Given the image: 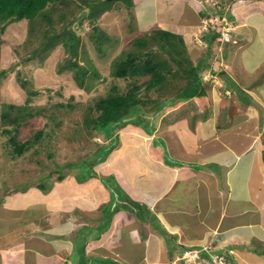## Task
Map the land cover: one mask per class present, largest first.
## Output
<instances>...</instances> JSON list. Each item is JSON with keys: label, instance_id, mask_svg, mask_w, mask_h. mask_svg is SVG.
Returning a JSON list of instances; mask_svg holds the SVG:
<instances>
[{"label": "crops", "instance_id": "crops-1", "mask_svg": "<svg viewBox=\"0 0 264 264\" xmlns=\"http://www.w3.org/2000/svg\"><path fill=\"white\" fill-rule=\"evenodd\" d=\"M133 3L146 5L145 13L153 15L144 30L162 27L182 34L194 60L209 55L213 40L211 66L203 69L205 93L166 109L146 128L125 126L109 139L115 135L119 145L97 170L116 175L122 192L114 198L126 205L132 199L139 215L112 204L105 224L109 215L102 206L111 197L98 177L87 183L97 193L82 203L65 197V211L30 203L26 195H39L38 190L7 189V195L1 190L0 264H98L86 259L93 253L129 263L125 252L142 243L148 246L133 263L172 262L193 249L228 252L245 263L250 252L264 251V0ZM213 4L224 10L230 40L215 30L210 39L202 30V13L214 11ZM199 97L205 99L203 109L197 106ZM72 178H65L68 193H75ZM153 218L158 228L147 224ZM101 243L106 250H90ZM167 245L174 246L168 250ZM73 252L79 263L71 258Z\"/></svg>", "mask_w": 264, "mask_h": 264}, {"label": "rangeland", "instance_id": "rangeland-1", "mask_svg": "<svg viewBox=\"0 0 264 264\" xmlns=\"http://www.w3.org/2000/svg\"><path fill=\"white\" fill-rule=\"evenodd\" d=\"M62 1L65 4L55 6V8L51 10V22L56 31L58 27L62 26V22L59 20L61 19V11L68 13L69 18L73 20L75 16L84 14L82 9L87 10L85 6L81 7L80 4L75 5L78 3H73V0H67L69 2L68 4L64 0ZM78 1L81 2L80 0ZM101 1L102 0H97L99 3H101ZM174 1L176 0H172V2ZM141 6L135 5V3L131 4V0H114L113 6L110 7V10L95 21L85 18L83 19V23L79 25V21L77 19L73 20L72 28L81 36L78 44L79 53L77 60L79 63L89 66L85 84L89 82L92 85L90 89L79 87L76 83H73L74 81H72V83H66L67 79L64 77L62 79L59 77V79L55 81L58 74V72H55V66L59 60L62 59V55H64L63 51L58 52L59 49H55L54 51L52 49L50 55L45 59V62L42 63L43 65L40 63L38 57L34 60V62L26 65L21 64L22 62H20V57L27 56V54L31 55V51L35 48V46H37L36 44L38 40L35 41V38L38 39L37 37H42L43 35L42 33H39L40 35L34 34L33 36H35V38L27 41L28 31L31 28L28 20L18 19L10 21L5 30L0 32V75L2 70L6 69L11 63V65L14 66V68L9 71L11 73L7 72V74L3 77L0 76V99L17 105H24L26 103L25 98L27 94L25 90L15 81V73L17 70L21 69L23 76L30 78L34 83L35 88H38L41 91L39 94L30 98V108L47 107V111L50 112L49 114L52 115L54 119L36 115V117H31L26 124L24 123V126L18 129L19 138L22 140L29 138L39 129H43L45 131L44 135L38 141V145L36 144L31 146V148L22 155L13 157L9 154V151H7V147L10 146L3 147V153L0 155V180H4L6 185H11L8 189L15 188L20 192L29 189L28 192L30 193L34 190H38L40 192L39 195H26L29 198L28 201L30 200V203H36L37 206H40L41 208H47L50 212L58 210L61 206L62 209L59 208V210L65 211L68 207L66 205H62V203L66 202L65 197L72 198L74 196L75 201H79L80 203H82L85 198L87 202L90 194L95 195L97 193L96 186L91 183L87 185V183L89 180L91 181V179H96V177H98L101 184L108 189L111 201L112 198L115 197V192L118 189L116 175L114 173L105 174L102 171H98L96 166L98 163H96L93 165L92 171V173H95L93 175H96V177L90 176L91 172L88 171L92 170V163H87L86 161L85 164H82L80 160L88 157L87 160L90 161L93 158L105 156L104 153L106 150L103 152L101 150L95 154L94 150L96 148H91L89 145L91 140L94 141L101 139L98 141L100 143H105V140L99 134L94 135L96 137L90 136L89 130H87L88 125H86L89 124L88 108L91 102L93 103L99 96L105 95L108 92V89L111 88L110 83H117L119 86H122V88L126 87L125 80L111 76L110 66L112 61L127 48V44L130 40L143 31L148 22L153 21L151 19L153 15L149 13V11L145 13L143 9L146 5ZM158 7L159 10L163 11L162 5H158ZM175 7H178V5L173 6V8ZM38 21V23H42V26L48 27L51 25V23L48 22V19L46 20L44 17H40ZM94 25L99 26L101 30L105 32L104 34H107L110 38V41L106 40L103 42V51H99L94 39L92 38L91 28ZM228 27L230 26L228 25ZM197 42L198 44H201V40H198ZM12 43L15 44V46H13ZM188 44L192 48L193 44L190 42ZM202 47L198 48L201 49ZM200 49H197V52H199ZM200 52H202V50ZM91 66L93 69H91ZM7 70H9V68ZM93 70L98 71L101 76L90 79L88 75ZM54 73H56V76ZM65 85H70V88L68 87L69 90H65ZM59 87L61 90L63 89V93H65V95H62L61 97H53V95H49V93L52 94V91H54L55 88L57 89ZM243 98L247 99V97ZM59 101L64 103L72 102L73 106H57ZM196 103L200 109H203L205 99L199 97ZM155 105V103L150 104V106L153 107L150 109L152 111L150 114L147 112V108L143 110V107H139V109L137 108L134 110L131 113V118L127 116L128 119H130V123L125 126L136 128L145 127L148 123H154L155 117H153V113L155 111ZM194 108L196 107H191V109ZM16 112L17 111L14 113ZM93 113L97 114L95 112ZM191 116L192 119L195 118V114H191ZM55 120L59 122L56 126ZM46 122H48V125H46ZM1 126L3 127L0 122V129ZM110 134H112V132ZM8 140L9 135L7 134H3V136L0 137V142H8ZM116 141L119 145V138ZM107 142L108 141L106 140V144H108ZM1 147L2 144H0V148ZM49 152L53 153L52 157L48 156ZM68 162L74 163L73 166H62V168L58 170L59 165H63ZM60 173H65V177L61 180L57 178ZM69 175H73L76 180L74 181V178H72V181L69 180L71 184L74 183L73 191L75 193H71L70 191L68 193L64 189L65 178H68ZM38 183H43L46 189H48L51 185V188L47 191L39 187ZM1 186L2 182H0V187ZM81 187L85 188L81 190ZM70 188H72V186ZM5 199L6 198L3 197L1 198V200ZM80 215H82V213H80ZM104 215L107 216L109 214L104 212ZM110 215L107 216L106 220H104L105 224L109 222ZM86 222H91V220L87 219ZM157 223L158 222L155 218H153L152 221L148 220L147 222L148 225L154 226L155 228L156 225H158ZM13 236L16 235H12V237ZM9 241L10 240H4L7 244H10L8 243ZM97 245L98 246L91 247L90 250L98 252L100 250L107 249L106 243ZM147 246V244L144 245V243H142L133 244L129 247L128 250L133 252H125L127 257H130L129 263L122 262L120 259L116 262L117 259H113L110 256L101 253L86 255V259L97 260L98 264H105V261L106 264H180L177 259L172 262L158 260L157 262L144 261L133 263L136 261V257H139L142 250L146 249ZM173 246L174 245H167L168 250H170L169 247ZM152 248L153 247L150 245V251ZM196 252L197 251H194V253ZM250 254L253 256L248 258V262H236L238 264H264V256L254 253L253 251L250 252ZM78 256V253L76 254L73 252L71 258L75 262L78 261L79 263L80 259ZM186 260L189 262L191 259L187 256Z\"/></svg>", "mask_w": 264, "mask_h": 264}, {"label": "trees", "instance_id": "trees-1", "mask_svg": "<svg viewBox=\"0 0 264 264\" xmlns=\"http://www.w3.org/2000/svg\"><path fill=\"white\" fill-rule=\"evenodd\" d=\"M64 1L67 4L69 3L67 0ZM73 1V3H78L75 5L80 4L81 7L85 6L87 9H82L84 14H80L79 16H75L76 18H73V20L77 19L80 25L85 18L95 21L103 16L108 10H110V7L113 6L114 0H102L101 3L97 2V0H80L81 2L78 0ZM60 4L63 5L65 3L62 0H0V32L5 30L10 21L18 19L28 20L31 28L28 31L27 41L35 38V36H33L34 34L40 35L39 33H42L43 35L42 37H37L38 39L35 38V41L38 40L36 44L37 46L31 51V55L27 54V56L20 57L21 64L26 65L34 62L37 57L42 64L50 55L52 49L53 51L59 49L58 52L63 51L64 55H62V59L59 60L55 66V72L60 74H57L56 76V73H54L57 77L55 81H57L59 77L61 79L64 77L67 79L66 83H72V81H74L73 83H76L79 87L90 89L92 85L89 82L85 84L89 66L81 64L77 60L79 53L78 44L81 36L73 30V20L69 18L68 13L61 11V19L59 20L62 22V28L58 27L56 31L51 22V10ZM131 4H134L132 0ZM212 7L215 9L213 13L212 11H205L202 13V15H204L203 18L208 19L211 17H218V23L216 27L208 25L202 30L208 32V37H210V39H215V33L212 36V32L215 30L218 35H221L220 29L225 16L224 10H220L218 4H214ZM40 17H44L46 20L48 19V22L51 23V25L48 27L42 26V23H38ZM104 33L105 32L102 31L99 26L94 25L91 28L92 38L99 51H103L102 45L104 41H110L108 35ZM212 42L213 40L211 39L208 43L209 55L194 60L188 51L184 36L171 29L152 27L141 31L134 36L127 44V48L112 61L110 66L111 76L125 80L126 87L122 88V86H119L117 83H110L111 88L108 89V92L105 95L99 96L89 105V124L86 125H88L87 130H89L90 136L99 134L104 140H109L115 130L130 123V119H128L127 116L131 118V113L137 108L139 109V107H143V110L147 108V112L150 114L152 112L150 109L153 108L150 104L155 103L153 117L156 119L166 109L195 95H203L205 93L203 69L211 66L212 57L210 47ZM12 45L15 46L13 43ZM11 64L6 69L2 70L1 77L6 75L7 72L11 73L9 71L14 68ZM8 68L9 70H7ZM91 69H93L92 66ZM88 76L92 79L101 76V74L98 71L93 70ZM15 81L25 90L27 94L25 98L26 103L24 105H17L0 99V122L3 125L0 129V137L3 136V134L9 135L8 142H0V144H2L0 155L3 153V147L10 146L7 147V151H9V154L13 157L20 156L29 150L31 146L38 145V141L45 133L43 129H39L29 138L22 140L19 138V128L24 126L31 117H36V115L53 119V116L47 111V107L30 108V98L39 94L41 91L40 89L35 88L34 83L30 78L23 76L21 69L17 70L15 73ZM68 87L70 88V85H65L66 91L69 90ZM49 95H53V97H61L62 95H65V93H63V89L61 90L59 87L57 89L55 88V90L52 91V94L49 93ZM57 104V106L60 107L73 106L72 102L64 103L59 101ZM15 111L17 112L14 113ZM93 112L97 114H94ZM58 123L59 122L55 120V126ZM46 125H48V122H46ZM111 132L112 134H110ZM114 137L109 140L110 142L108 144L93 140L90 141L89 145L91 148H96L94 150L95 154L101 150L102 152L106 150L104 157H96L90 161L87 160L88 157L80 160L82 164H85L86 161L87 163H92V170L88 171L91 172L90 176L96 177V175H93L95 173H92L93 165L99 163V160H104L112 147L117 144V139ZM48 156L52 157L53 153L49 152ZM73 164L74 163L68 162L59 165L58 170H60L62 166H73ZM64 177L65 173H60L57 178L61 180ZM0 182H2V186L0 187V191L3 190L2 195H7V189L11 187V185H6L4 180H0ZM38 186L47 191L51 188L50 185L49 188L46 189L43 183H38ZM117 186L118 189L116 192L118 191L121 193L122 190L120 185L117 184ZM13 189L14 191H17L15 188ZM120 200L121 198L118 197L116 199L113 198L112 201L110 200V202L102 206L103 211L105 212L107 208L109 209L113 207L112 204H115V208L113 207V209L123 208L124 206L125 208H128V210L139 215V211L135 208V205L137 204L136 202L131 199L129 204L126 205L124 201ZM129 206L131 207L129 208ZM156 227L158 228L157 225ZM82 248L84 250L85 246H82ZM199 252L202 264H217L213 261V255L216 254L224 257L225 264H238L228 252L214 254L206 252L204 249H201ZM258 253L264 254V251L259 250ZM178 262L180 264L188 263L185 259H180ZM188 264H196V262L193 261Z\"/></svg>", "mask_w": 264, "mask_h": 264}, {"label": "built area", "instance_id": "built-area-1", "mask_svg": "<svg viewBox=\"0 0 264 264\" xmlns=\"http://www.w3.org/2000/svg\"><path fill=\"white\" fill-rule=\"evenodd\" d=\"M218 20L219 18L218 17H211V18H208V19H204L203 20V28H206L208 25H211L212 27H216L217 23H218ZM221 31V39H229L230 37V27H228V24H227V20H226V16L223 18V21H222V27L220 29ZM187 256L190 257V262H196V264H202V260H201V257L199 255L198 252L196 253H190V252H186L183 257L186 259ZM213 261L216 262L217 264H225V259L223 256H220L218 254L216 255H213ZM187 262V260H186Z\"/></svg>", "mask_w": 264, "mask_h": 264}, {"label": "clouds", "instance_id": "clouds-1", "mask_svg": "<svg viewBox=\"0 0 264 264\" xmlns=\"http://www.w3.org/2000/svg\"><path fill=\"white\" fill-rule=\"evenodd\" d=\"M228 40H230V39H228ZM94 137H96V136H94ZM93 137V138H94ZM95 139V138H94ZM100 139V138H99ZM101 140V139H100ZM100 140H94V141H100ZM106 140H108V139H106ZM101 161H103V160H99V162H101ZM194 251H197L198 253H199V255H200V250H197V249H193V250H186V251H184L183 252V254L182 255H180L179 257H177V261L178 260H180V259H185L184 257H183V255L186 253V252H190V253H193ZM200 257H201V255H200ZM185 261H186V259H185Z\"/></svg>", "mask_w": 264, "mask_h": 264}]
</instances>
